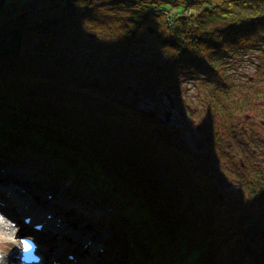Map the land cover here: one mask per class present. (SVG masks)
I'll use <instances>...</instances> for the list:
<instances>
[{
  "label": "trees",
  "instance_id": "obj_1",
  "mask_svg": "<svg viewBox=\"0 0 264 264\" xmlns=\"http://www.w3.org/2000/svg\"><path fill=\"white\" fill-rule=\"evenodd\" d=\"M256 54L264 75V0H0V160L112 206L132 264H264V80L237 70ZM131 75L196 83L217 153L141 110Z\"/></svg>",
  "mask_w": 264,
  "mask_h": 264
},
{
  "label": "rangeland",
  "instance_id": "obj_2",
  "mask_svg": "<svg viewBox=\"0 0 264 264\" xmlns=\"http://www.w3.org/2000/svg\"><path fill=\"white\" fill-rule=\"evenodd\" d=\"M252 57L249 60H246V62H244V64H242L241 66L237 67L238 72L243 74L244 75L243 77H248L250 79L260 78V79L264 80V75H259L257 73V70H256L258 68L257 65L259 64V59L257 57V54L253 55ZM119 78H121L120 81H122L124 79V77H119ZM129 82H130V88L132 89V91L128 94V96L130 99H132L133 101L138 103L139 108L141 110H144L146 112H156L159 115V118L162 120H166L167 115H170L171 124L180 131L181 136L189 143L190 148L195 153H197L199 155L202 154V155H204L205 158H207L208 156L211 158L213 155H215L217 153V151L219 150L218 149L219 147L215 145L214 138H211V136L208 135V132H207V134H205V130L203 129V126H202L203 123L205 125L209 126L210 123L208 120H210V119L208 118V116L205 117V115L202 113V106H200L198 103H196L195 100H194L195 104L193 102V99H194L193 96L198 93L197 89H200L198 87V85H196V83L195 84L185 83V84H183V86L181 87L180 90L179 89L175 90V86L172 88H168V89H166V88H162V89H160V88L159 89L149 88L147 85L146 86L143 85L142 82L139 80V78H136L132 75L129 76ZM190 100H192L193 103H191ZM199 108H200V110H199ZM257 108L260 111L261 109H264V105H259ZM200 115H201V117H200ZM260 116H262V115L260 114ZM261 118L264 119L263 116ZM216 121L217 122L221 121V118L218 117ZM234 151H236V150H234ZM240 153H241L240 155L244 158V154L242 153V151ZM260 153L262 154V151ZM16 159L22 160L24 158L20 157V158H16ZM0 163H1V160H0ZM63 166H65V165H63ZM228 166L223 167L225 169V172H222L221 170L217 169V170H219L218 171L219 175L221 176V174H222L221 177H223L226 180L224 182H228V183H226V188H224L222 186V187H219L217 190L219 192H224V194H226V195L233 196L235 199L243 200L245 198L244 191L242 190L240 185L237 183V180H236L237 178L234 175L233 170L230 171ZM10 174L15 175V176H21V175L25 176L22 173H19V172L14 171V170H11L7 173H3L0 171L1 178L8 179L9 181H10V176H9ZM29 179L31 180V182H28V184H25V186H28L29 188L31 186L40 187L39 184H46L47 185L48 183H50V185H51V184H53L52 181L54 180V178H51V177H44V181H41L37 178L34 179V178H30V177H29ZM1 182L2 181H0V183ZM59 184H61L60 181H59ZM64 184H69V183L64 182ZM215 184H219V183L216 182ZM54 192H56V191H54ZM36 194L39 196L36 195L35 199H37L41 205L45 201V199L47 200V198H48V196H46L45 194H43V195H40L38 193H36ZM254 201L257 202L256 204L254 203V208H256L257 211L260 210V211L264 212V203H262L259 199L254 200ZM69 204H74V203L71 202V200H67V198L64 197V195H62L60 199L58 198V199H55L54 201H52V204L50 207L53 208L54 210L59 211L60 216H65V212L69 208H73L74 209V211H73L74 216H76L79 220L84 221V219H88V218L93 219L92 226H94V227L91 228V230H90L91 232L97 230L98 224H96V222H99V221L105 222V226L103 227L104 228L103 233H101L100 238L97 237V239L95 241L96 242L98 241L101 246L106 248L107 255H106V257H103V258L101 257L100 260H97L98 264H100L99 262H101V264H102V262H105V264H113V263H115V264H130L131 263L129 258L127 257L128 255H124V252L121 249H118L119 245L113 247L114 244L111 243L112 244L111 248L108 249V244H107L106 239L109 240V237L105 233V227H107L109 229H110V227L106 226V224H109L108 222H106V220H111L110 218H113V216H109L108 214H105V212H102V211L89 209L83 205L81 206L79 204H74V206H72V205L69 206ZM9 207L11 208V210H15V211H17V209H18V206H16L14 203H11L9 205ZM20 207L21 206H19V208ZM43 208L48 209L49 207L46 206ZM262 214H264V213H262ZM24 218H25V216L21 215L19 218V220H20L19 222L23 224ZM0 223H2L6 228L10 229V227L6 226V223H4L1 220V216H0ZM31 227H32L31 232H34L33 226H31ZM114 227L116 229H114ZM114 227H113V233L116 234V236H114V238L111 240L112 242H115V240H117V239L120 240L119 236L121 235V233L124 235H128V234L131 235L129 233L130 227H127L124 225V227L121 228L120 224L118 225V223L116 221H115ZM18 228H15L13 230V233H16L15 230H18ZM65 228H66V230L70 229L68 226H66ZM27 234L30 235L31 233L28 232ZM78 234H81V233H78ZM18 235H20V234H16L12 238H13V241L15 242V244L19 247L18 242H17L18 241V238H17ZM83 235L84 234H82L81 236H83ZM84 236L86 237L87 234ZM43 237H44V234H41V238L44 240ZM5 240L7 241V238ZM5 240H4V238H2V235L0 233V264H12L9 261L10 259L8 261L4 260L5 255L10 253L13 250V247L10 248ZM50 241L51 242L56 241V238H54V236L51 235ZM51 247L53 250L54 245L51 244ZM72 247L74 250L72 255H75L77 258H79L81 256H86L88 254V253H83L84 251H82V249H83L82 244H72ZM4 252H7V253H5V255H4L3 254ZM81 253H83V254H81ZM69 256L70 255L68 254L66 256V258L68 259ZM52 258H50V261L52 260ZM114 259H117L118 262L117 261L112 262ZM139 259H141V258H139ZM193 259H194L193 257H190L188 259V262L191 263L193 261Z\"/></svg>",
  "mask_w": 264,
  "mask_h": 264
},
{
  "label": "bare ground",
  "instance_id": "obj_3",
  "mask_svg": "<svg viewBox=\"0 0 264 264\" xmlns=\"http://www.w3.org/2000/svg\"><path fill=\"white\" fill-rule=\"evenodd\" d=\"M9 156L12 157L14 156V154ZM6 160L7 161L2 162L0 165L1 172L7 173L11 170H14L24 175L32 176V178L34 177V179H41V177H43V175H41L43 174V169L47 168V166L43 165H33L31 163L27 164L23 160H15L13 162L9 161V159ZM55 177L58 178V175ZM2 183H0V201L3 202V205L0 204V209L5 210L6 214L8 215L16 217L18 221H20L19 218L21 215H30L34 217L37 216V221L42 222L44 223V225H46L47 230L43 233L44 240L42 239L45 250L43 249V247L42 249L45 251L44 257L46 264H50V258L52 257L59 259V262L61 264H98L97 260H100L101 257H106L107 250L103 246H101L98 241H93L85 237L84 235L81 236V234L66 230L63 225H58L52 219L49 220L47 218L49 216V213H47L44 210L43 206L37 201V199H35L36 193L40 195H46V193L49 191L46 184H39L40 187L31 186L29 188L28 186H25L22 188H14V186L12 185H5L6 183ZM68 183L69 184H58V187H54V190L57 193L51 192V199H48V201H54L58 198L60 199L61 196L64 195L67 200H71V202H73L74 204H79L81 206L83 205L92 210L105 212V214H108L109 216H113V214H115V209L109 204L99 200L95 195L91 193L88 194L86 191H84V189H80L78 185H75L72 181ZM11 203H14L16 206H18L17 211L11 210V208L9 207ZM19 206L23 207L19 208ZM1 220L6 223V226L10 227V229H8L2 223H0V233L4 240L7 238V241H5L7 242L8 246L10 248L13 247V250L11 251L9 257L11 262L16 263V259L14 258L16 253V244L13 241L12 237L20 232H30L34 235L41 234H37L36 231L31 232L32 227H26V229L21 228L24 224L20 222L17 232L13 233V230H11L13 224L7 222L5 218L1 217ZM120 227L122 228L124 227V225H120ZM51 235L56 238V241H50ZM107 240L108 239H106V241ZM51 244L54 245L53 250ZM72 244H82V251L87 252L88 254L86 256L76 258L75 261L67 259L66 256L68 254H72L74 251Z\"/></svg>",
  "mask_w": 264,
  "mask_h": 264
},
{
  "label": "water",
  "instance_id": "obj_4",
  "mask_svg": "<svg viewBox=\"0 0 264 264\" xmlns=\"http://www.w3.org/2000/svg\"><path fill=\"white\" fill-rule=\"evenodd\" d=\"M167 123H171V118H170V115H167V117H166V120H165ZM75 226H81L83 223L82 222H74L73 223Z\"/></svg>",
  "mask_w": 264,
  "mask_h": 264
}]
</instances>
